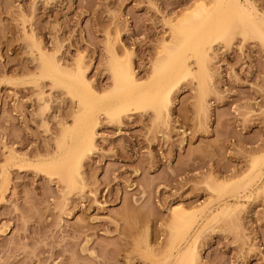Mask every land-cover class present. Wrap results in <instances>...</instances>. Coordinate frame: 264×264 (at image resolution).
<instances>
[{"label": "rangeland", "instance_id": "obj_1", "mask_svg": "<svg viewBox=\"0 0 264 264\" xmlns=\"http://www.w3.org/2000/svg\"><path fill=\"white\" fill-rule=\"evenodd\" d=\"M196 1L0 0V264H153L170 238L172 210H197L212 196L206 179L242 175L264 153V49L235 36L219 41L209 63L205 113L196 79L186 77L166 122L150 121L151 110L119 122L100 116L81 187L37 166L56 149L58 122L72 123L77 99L40 75L36 43L65 67L80 62L103 93L112 56L146 77L166 20ZM251 2L264 14V0ZM41 92L47 133L33 115ZM232 193L218 204H239L196 237L195 264H264V196Z\"/></svg>", "mask_w": 264, "mask_h": 264}, {"label": "bare ground", "instance_id": "obj_2", "mask_svg": "<svg viewBox=\"0 0 264 264\" xmlns=\"http://www.w3.org/2000/svg\"><path fill=\"white\" fill-rule=\"evenodd\" d=\"M166 23L168 36L160 45L147 76L137 77L129 58L112 56L109 62L111 84L103 93L95 90L80 62L74 67H65L60 56L46 54L36 43L40 75L50 79L57 90L64 88L77 99L72 123L58 122L60 133L56 149L39 161V169L57 175L69 187H81L80 168L86 155L96 147V127L101 122V115L119 122L121 115L129 111L147 113L151 110L150 121L166 122L172 95L186 77L196 79L201 89L198 109L205 113L207 89L213 76L209 63L213 57L217 58L219 41L227 46L235 36H239L242 44L247 40H257L264 49V14L251 0L196 1L174 18H168ZM58 99L56 101L60 102ZM48 109V102L41 92L35 98L33 115L44 133L49 130L45 115ZM9 159L23 161L15 153H11ZM204 185L212 196L197 210H172L170 238L162 258L153 264H195L198 234L219 215L239 204L238 201L231 204L227 200L218 204L226 191L231 190L233 198L264 196V153L251 158L247 171L242 175L220 181L210 177ZM241 193L243 195L240 196Z\"/></svg>", "mask_w": 264, "mask_h": 264}]
</instances>
